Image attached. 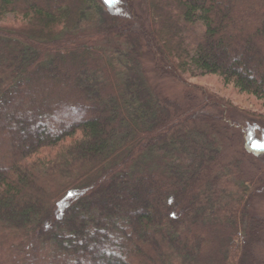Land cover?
<instances>
[{
  "label": "trees",
  "instance_id": "16d2710c",
  "mask_svg": "<svg viewBox=\"0 0 264 264\" xmlns=\"http://www.w3.org/2000/svg\"><path fill=\"white\" fill-rule=\"evenodd\" d=\"M144 58L264 107V0H0V264H260L264 115Z\"/></svg>",
  "mask_w": 264,
  "mask_h": 264
},
{
  "label": "rangeland",
  "instance_id": "374dc122",
  "mask_svg": "<svg viewBox=\"0 0 264 264\" xmlns=\"http://www.w3.org/2000/svg\"><path fill=\"white\" fill-rule=\"evenodd\" d=\"M1 23L19 24L20 18L15 15H6L4 19H1ZM144 61V70L146 71L148 83L156 93L162 92L164 95H168L169 98L179 101L182 99V95H184L185 88L187 91H189L188 89L201 88L209 95H213L230 102L241 111H249L264 115V107L260 101H257L252 96L238 93L231 85H224L218 77L208 76L199 79H189L185 81L186 83L184 87L180 82L167 77L155 75L152 73L151 67H149L148 60L144 58ZM244 126H246L249 130L252 126H254L252 143L257 147L264 148V127L249 121H244L243 127ZM229 148V153L235 155L238 165L243 164L245 170H250L252 168L251 163L246 158H244V160L240 159V156L237 154L238 148L235 145ZM260 169L264 172V164ZM227 171H229V169ZM251 203L254 214L260 215L264 218V179L253 190ZM260 236L261 243L257 246V248H255L254 252L256 259L258 258V262L260 264H264V227Z\"/></svg>",
  "mask_w": 264,
  "mask_h": 264
}]
</instances>
